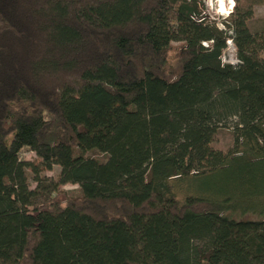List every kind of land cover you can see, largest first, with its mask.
<instances>
[{
  "label": "trees",
  "instance_id": "obj_1",
  "mask_svg": "<svg viewBox=\"0 0 264 264\" xmlns=\"http://www.w3.org/2000/svg\"><path fill=\"white\" fill-rule=\"evenodd\" d=\"M259 5L0 0V264H264Z\"/></svg>",
  "mask_w": 264,
  "mask_h": 264
},
{
  "label": "rangeland",
  "instance_id": "obj_2",
  "mask_svg": "<svg viewBox=\"0 0 264 264\" xmlns=\"http://www.w3.org/2000/svg\"><path fill=\"white\" fill-rule=\"evenodd\" d=\"M235 2H236L235 4H237V0H235ZM255 19L264 21V5H259L255 8ZM263 55H264V52H263ZM224 57L227 62H233L236 57L235 47L233 46L227 49L224 54ZM231 144H232L231 131L227 128H221L215 137L213 146H215L216 148L227 149L229 146H231ZM94 155L102 157V155H97V154H94ZM21 157L22 159L33 162L35 165H38L41 162V160L37 157L36 153L34 151L29 150L28 148H25L23 150ZM60 171H61V167L57 164H55L52 167V169H43L44 174H46L49 177L55 178V179L59 177ZM29 182L32 187L36 186L32 173L29 174ZM62 188L68 191L70 195L80 194V187L78 184L67 183L63 185Z\"/></svg>",
  "mask_w": 264,
  "mask_h": 264
},
{
  "label": "built area",
  "instance_id": "obj_3",
  "mask_svg": "<svg viewBox=\"0 0 264 264\" xmlns=\"http://www.w3.org/2000/svg\"><path fill=\"white\" fill-rule=\"evenodd\" d=\"M205 8L200 16H194L193 18L197 21H203L205 17L209 19H219V18H227L235 8V0H204ZM217 16V17H215ZM235 47L234 41L232 39L228 40V49L231 47ZM224 61H226L225 57H223ZM238 62L235 57L234 61L231 62L236 64Z\"/></svg>",
  "mask_w": 264,
  "mask_h": 264
}]
</instances>
